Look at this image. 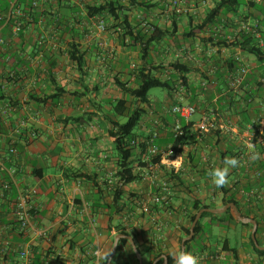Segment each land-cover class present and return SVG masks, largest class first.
<instances>
[{
    "label": "crops",
    "instance_id": "0c3cea01",
    "mask_svg": "<svg viewBox=\"0 0 264 264\" xmlns=\"http://www.w3.org/2000/svg\"><path fill=\"white\" fill-rule=\"evenodd\" d=\"M172 1L137 0L147 3L148 11L142 12L146 6L137 13L126 11L134 30L145 32L152 25L167 34L148 55L159 67L158 76L172 74L168 64L175 62L190 70L186 86L165 95L161 108L146 109L139 126L144 135L137 142L154 132V144L165 150L177 122L198 129L206 118L212 127L194 134L193 144L182 147L167 165L146 164L148 146L145 151L136 149L131 167L139 179L121 188L119 204L128 205L122 215L107 210L118 184L107 119H113L110 103L122 98L114 80L131 85L130 60L138 58V49L122 36V19L112 21L106 13L88 16L87 10L109 3L123 10L136 7H131V0H0V264H95L97 251L110 248L119 230L137 235L133 241L146 260L151 259L148 249L170 254L177 250L194 200L219 208L224 198H233L241 212L264 219V158L249 162L247 157L251 143L264 157V88L255 92L245 113V102L239 99L245 75L237 83L238 71L230 76L224 62L236 59L240 69L258 76L264 75V67L238 49L203 45L208 37L231 40L238 31L236 20L221 19L195 38H184L189 26L200 25L204 10L217 0H176L177 5ZM246 2L257 6L245 9L251 15L247 22L258 21L264 33V0ZM176 8L186 12L178 15ZM71 49L82 56V67L70 60ZM176 104L193 106L195 113L188 120L176 118L170 112ZM248 127L255 131L253 137ZM226 156L239 157L242 165L231 170L230 183L222 189L207 173L222 166ZM171 162L178 167L171 168ZM163 182L169 187L166 207L151 201ZM21 197L31 219L25 230L14 216ZM202 223L210 224L207 219ZM224 226L234 228L235 223L211 224L205 250L196 254L200 264L233 263L222 251L225 242L233 248L223 237ZM214 229L223 240L212 246ZM250 232L242 228L243 247L236 249L239 264H259L248 246ZM131 252L117 245L114 264H135Z\"/></svg>",
    "mask_w": 264,
    "mask_h": 264
},
{
    "label": "trees",
    "instance_id": "16d2710c",
    "mask_svg": "<svg viewBox=\"0 0 264 264\" xmlns=\"http://www.w3.org/2000/svg\"><path fill=\"white\" fill-rule=\"evenodd\" d=\"M247 0H217L215 6L211 9L204 10V18L200 25L198 26H189V28L184 32L183 36L185 39H193L196 34H199L203 31L204 28L215 25L217 22H220L221 19L225 21L238 22L237 26L241 22H247V19L251 17L250 14L245 13V9H255L257 6L253 3L247 5ZM147 3L139 4L137 0H131V7H136V10H123L114 6L113 4H105L98 6L96 8H89L87 10L88 16L108 14V17L112 21H117L122 19L120 27L123 30V37H128V45L131 48L138 49V61L139 65L132 70L131 76L133 78V85L123 82L121 80L115 79L114 84L117 87L118 91L121 93L122 98L114 100L110 103L109 113L113 119H107L109 125L108 136L112 139L113 149L117 158L116 167L118 172L116 174L118 178V184L112 190V200L111 203L107 206V210H110L113 214H125L126 209L128 208L127 204L121 203L123 199V191L121 188L130 183L135 182L139 179L138 174L133 172L131 167L132 157L134 155L133 150L140 149L145 151L147 148L148 140L151 134L141 142H137L141 136L135 134V129L139 128L143 116L146 114V109L150 107V99L148 92L151 89L158 88L166 92L167 95L171 96V93L176 91V87H184L187 83L186 74L190 72L189 68L186 65L180 64L179 62L168 64L169 68L172 71V74H168L166 78H161L157 75L159 70L158 66H155L152 62V59L148 56L153 44L159 43L167 34L162 32L156 26H148L144 32L142 29L134 30L127 21V13L136 12L138 8H144L143 13L148 11ZM137 13V12H136ZM191 18V17H190ZM231 19V20H230ZM191 20V19H190ZM176 29V28H175ZM176 30H172L175 35ZM261 33V31H260ZM172 36V34L170 33ZM262 42H264V33H261ZM122 45H124L122 43ZM203 45H211L216 47H225L238 49L246 56L252 58L255 64L264 67V45H260L251 34L246 32L237 31L236 35L231 39H217L216 41L212 37H208L203 41ZM72 47V46H71ZM75 49V47L73 48ZM72 50V49H71ZM71 52L70 60L75 63V65L80 68L83 66L82 56L77 55V52ZM239 61L233 58H229L224 62V66L227 69V72L230 76H235L236 72L240 71ZM257 72L253 70H247L245 74V79L240 83L239 99L245 102V113L248 110V107L253 105L256 96L255 92L261 91L264 88V75L258 76ZM239 77V74L236 75V78ZM177 85V86H176ZM65 93V91H63ZM247 122L245 117V123ZM181 126V135L174 137L172 136V142L170 145L171 152L176 154H181V148L184 146L192 145L193 141L191 137L197 132L198 129L193 128L191 123H184L183 120L180 121ZM140 141V140H139ZM160 161V155L150 157L149 162L146 164H158ZM145 164V165H146ZM173 177L180 181V176L175 174ZM223 189V188H222ZM225 190H223L224 192ZM233 203L240 215L244 218H250L254 220L257 224V229L255 232V240L257 246L254 245L250 238V233L248 235V246L251 249V252L259 260V264L264 263V250L258 249L257 247H264V219H258L250 216L249 214L241 212L238 203L233 198H224L221 202V206L226 204ZM161 206L166 205L164 203L160 204ZM191 213L186 216V226L182 230V236L178 240L177 250L180 249L181 240L188 236L189 226L192 223L195 214L201 209H214L216 206L210 204H204L198 200L191 202ZM207 219L210 224H207L208 229L206 230L205 225H203V220ZM230 221L234 223H239L235 220L231 210H227L221 215H213L210 213H203L197 222L194 228V235L190 241L185 243V249L192 252L194 255L201 254L205 250V235L208 234V230L212 223L226 224ZM243 227L251 229L250 224H241ZM225 228V226H224ZM118 234L130 236L133 240H136L137 235L130 233L124 230H119ZM226 245L222 247V251L227 253L230 256L233 263L239 264V258L237 255V250L235 248H228L227 242ZM128 241L125 239H120L118 245H128ZM198 246V249L195 248ZM138 252L142 258V264H152L153 261L159 259L157 264H162V255L166 258V264H173L170 254L168 253H151V250L147 251L151 254V259H144V252H141L137 247ZM135 264H138V261L135 255L131 252Z\"/></svg>",
    "mask_w": 264,
    "mask_h": 264
},
{
    "label": "built area",
    "instance_id": "2783aa9c",
    "mask_svg": "<svg viewBox=\"0 0 264 264\" xmlns=\"http://www.w3.org/2000/svg\"><path fill=\"white\" fill-rule=\"evenodd\" d=\"M33 2H35V0H33ZM172 4L177 5V1L173 0ZM174 12L176 14L180 15V14H184L186 12V10H184L182 8H176L174 10ZM100 28L103 30L104 29L103 25H101ZM19 31H20V25H16L14 27V30H13L14 34L17 35ZM238 31L239 32L242 31V32H246V33L251 34L253 36V38L260 45H264V42H262V39H261L260 25H259L258 21L255 20L252 23L241 22L239 24ZM44 38H45L44 36H40V40H43ZM246 72H247L246 67L240 69L239 79L236 80L237 83H239L241 81V79L246 74ZM170 112L176 118L188 120L195 113V108L193 106H190V105L176 104L171 108ZM211 127H212V124L210 122H208V120L206 118H202V120L197 125V128L200 131H206ZM256 130L258 131V129H256ZM172 131H173L174 137L181 135V126L178 122L175 123ZM247 132H248V134H250L251 137H253L255 134V131L253 130L252 127H248ZM34 135L35 134H33V133L31 134L32 137H34ZM156 136H157V134L154 132L151 134V136L147 142V144H148L147 154L150 157L160 155V161H159L158 165H161V162H163V164L167 165L168 161H170V160L172 161V159H174L175 155L171 152L170 147L166 148L165 150H160L154 144V140H155ZM250 145H253V144L251 143ZM9 151L11 153L13 152V150H9ZM170 165H171V168H173V169H176L178 167V166L172 165V162L170 163ZM158 187H159V194L156 196H153L151 198V201L153 204L164 203L165 205H167V203H168L167 195L169 193V187L165 182L161 183ZM3 188L8 189V185L4 184ZM143 211H146V209H143ZM14 216H15L17 225L20 229L25 230V229L30 227V225H31L30 213H29V208H28V205H27L25 198L21 197L20 202L16 206ZM22 256L24 257L25 253H23ZM214 259H218V258L216 257Z\"/></svg>",
    "mask_w": 264,
    "mask_h": 264
},
{
    "label": "clouds",
    "instance_id": "9594fccd",
    "mask_svg": "<svg viewBox=\"0 0 264 264\" xmlns=\"http://www.w3.org/2000/svg\"><path fill=\"white\" fill-rule=\"evenodd\" d=\"M264 135V132L261 133ZM247 157L249 162H256L260 160L262 154L257 151L254 145H249L247 152ZM242 165V161L239 157L236 156H226L222 161V166H214L209 169L207 175L210 177L211 183L217 187L222 188L230 183V173L232 169L238 168ZM118 234L114 237L111 247L108 249H99L96 253V262L95 264H114L112 260V253L114 248L118 245ZM132 251H135L136 248L131 244L126 246ZM173 264H200V259L194 255L192 252L188 251L185 248H180L172 253H170Z\"/></svg>",
    "mask_w": 264,
    "mask_h": 264
},
{
    "label": "water",
    "instance_id": "95a60500",
    "mask_svg": "<svg viewBox=\"0 0 264 264\" xmlns=\"http://www.w3.org/2000/svg\"><path fill=\"white\" fill-rule=\"evenodd\" d=\"M227 210H231V212L233 213V216L235 218V220L241 224H250L251 225V232H250V238L252 240V242L254 243L255 246H257V243H256V240H255V232H256V229H257V224L254 220L250 219V218H244L240 215L237 207L233 204V203H229V204H226L224 206H221L219 208H214V209H201L199 210L195 216H194V219L192 221V223L190 224L189 226V234L188 236L184 237L181 242H180V248H185V243L187 241H190L192 238H193V235H194V228L197 224V222L199 221L201 215L203 213H210V214H213V215H221L223 213H225ZM120 239H125L128 241H131V244L133 246H135L136 248V245L133 241V239L130 237V236H125V235H121L119 234L118 235V240ZM116 248L117 246L114 248V251L112 253V258L116 252ZM258 249H261V250H264V247H257ZM137 261H138V264H142V260H141V255L140 253L138 252L137 248L135 251H133ZM162 260H163V263L162 264H166V258L165 256L162 257ZM158 262V260H156L155 262H153L152 264H156Z\"/></svg>",
    "mask_w": 264,
    "mask_h": 264
},
{
    "label": "rangeland",
    "instance_id": "374dc122",
    "mask_svg": "<svg viewBox=\"0 0 264 264\" xmlns=\"http://www.w3.org/2000/svg\"><path fill=\"white\" fill-rule=\"evenodd\" d=\"M105 21H107L105 19ZM204 47V46H203ZM178 59H173V61H177ZM181 60H183V58H181ZM130 64H132L133 69H135L138 65H139V61L138 58H131L130 60ZM130 69V70H133ZM129 83V82H128ZM131 85H133V81L131 82ZM167 95L165 91L158 89V88H154L149 90L148 92V96L149 99L151 100V107L152 109L156 110L161 108V106L163 105V97ZM154 113V112H153ZM156 113H154L152 116H154ZM135 134L137 136H143L144 135V131L141 130V128H137L135 129ZM133 152H135V149L133 150ZM161 179V178H159ZM206 230L208 229L207 225H205ZM243 226L240 225L239 223H235L234 228H224V232H223V237L227 238L231 247L235 248V249H240L243 247V241H242V237H241V231H242ZM217 229H214V234L215 237L213 239L210 240V244L212 246L219 244L223 238L222 236H220L219 232L216 231ZM196 249H198V246H195Z\"/></svg>",
    "mask_w": 264,
    "mask_h": 264
}]
</instances>
